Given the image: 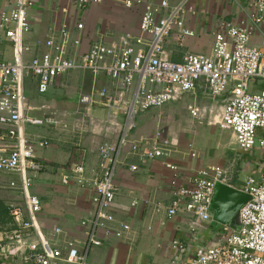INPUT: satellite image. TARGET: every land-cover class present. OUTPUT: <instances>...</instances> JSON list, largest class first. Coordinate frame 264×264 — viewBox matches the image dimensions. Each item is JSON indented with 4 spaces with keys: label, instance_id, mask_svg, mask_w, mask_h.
<instances>
[{
    "label": "built area",
    "instance_id": "obj_1",
    "mask_svg": "<svg viewBox=\"0 0 264 264\" xmlns=\"http://www.w3.org/2000/svg\"><path fill=\"white\" fill-rule=\"evenodd\" d=\"M103 1L76 0L79 8ZM120 1L125 8L141 5L140 35L124 34L108 45L96 43L78 58L70 56L69 46L78 45L79 41L71 37V28L67 26L58 31L57 40L49 37L30 46L22 44V36L30 29L26 11L33 5L32 0H15L13 9L0 14V31L12 43L16 55L11 63L0 61V172L18 178V183H10V188L18 195L7 207L12 229L1 245V253L19 259L18 264H56L59 261L86 264L93 247L112 238L120 239L129 231L127 224H115L111 212L117 192L115 171L124 147L129 145V154L140 162L163 159L167 169L176 170L167 161L171 142L160 130L144 147L130 143L134 116L176 101L179 96L193 91L199 82L211 97L227 94L215 124L231 134L239 151L256 150L264 156V0H247L253 9L248 28L226 24L214 34L209 54L187 53L180 62L165 60L162 52L165 40L174 29L180 31L182 39L193 36L184 28L189 1L180 0L172 6L166 0L157 5L141 0ZM82 26L78 23L74 28L78 31ZM255 34L259 35L256 43ZM41 45L48 50L36 55ZM24 53L33 55L25 60L21 58ZM71 71L104 74L120 81L122 92L132 88L133 93L129 102L112 100L105 90L97 93L100 98H108L111 102L106 103L108 107L113 106L124 115V123L116 143L99 147L97 163L90 175L82 163H77L62 176L63 184L73 181L91 191L94 210L80 221V227L85 230L83 238L66 241L61 250L53 244L55 237L62 234L61 229L54 227L48 236L43 233L38 221L41 204L30 192L32 182L28 174L44 170L36 160L35 148H45L48 144L26 142L22 127H41L51 122L27 114L23 77L30 73L36 79L37 92L42 95L55 79ZM81 103L89 106L92 96H81ZM188 111L193 117L199 115L196 107H188ZM135 169L131 166V170ZM191 183L188 188L171 182L174 199L166 210L167 216L183 210L201 222L212 223L210 205L215 185H230L226 171L218 165H209L198 170ZM238 189L250 197L239 210L240 226L231 229L219 225L217 242L197 249L192 264H264V174L247 177Z\"/></svg>",
    "mask_w": 264,
    "mask_h": 264
},
{
    "label": "crops",
    "instance_id": "obj_2",
    "mask_svg": "<svg viewBox=\"0 0 264 264\" xmlns=\"http://www.w3.org/2000/svg\"><path fill=\"white\" fill-rule=\"evenodd\" d=\"M141 1L157 5L161 0ZM166 1L172 6L180 0ZM188 1L184 28L193 36L182 39L180 31L174 29L164 42L162 57L165 60L180 62L187 53L209 54L214 34L226 24L249 27V15L253 9L247 0ZM32 4L26 11L30 29L22 36L23 45L44 42L49 37L57 40L58 31L67 26L71 28V37L79 41L78 45L69 46L70 56L78 58L96 43L108 45L124 34L140 35L141 5L125 8L120 0H104L84 8H79L76 0H32ZM14 5L15 0H0V14L10 11ZM78 23L83 26L77 31L74 27ZM258 38L259 35L255 34V43ZM47 50L41 45L35 54ZM32 55L24 53L21 58L27 60ZM15 57L12 43L0 31V61L11 63ZM101 90L107 91L112 100L125 102L130 101L133 93L132 88L122 92L120 81L111 80L104 74L71 71L55 79L49 90L40 95L36 79L30 73L23 77L27 114L51 122L41 127H22L26 142L45 141L48 144L45 148H35L36 160L44 170L28 174L32 182L30 192L41 204L38 221L43 233L48 236L54 227L61 229L62 234L53 240L61 250H64L66 241L83 238L85 230L80 227V221L92 215L94 210L91 191L73 181L63 184L62 176L77 163H82L90 175L97 163L99 147L104 143H116L123 127L124 115L106 105L111 102L107 97L98 96ZM83 95L92 96L89 106L81 103ZM226 96L211 97L204 84L199 82L193 91L179 96L176 101L153 108L152 118L140 117L137 124L134 123L129 134L130 143H140L144 147L160 130L171 142L167 161L176 170L167 169L163 159L140 162L135 155L129 154V145L124 147L115 171L117 192L111 212L116 225L125 223L130 229L120 239L112 238L93 247L86 264H192L197 249L217 242L218 225L201 222L183 210L168 217L166 210L174 199L171 182L189 188L195 173L209 165L222 167L230 185L237 188L246 179L239 178L230 169L231 153L235 149L239 151L235 141V149L232 148L234 138L215 124ZM188 107L198 108L199 115L191 116ZM260 160L257 158L252 162L257 177L263 174L258 166ZM131 166L136 169L131 170ZM0 178V187L6 190L4 208L7 210L18 195L10 188V183H18V178L5 172H0ZM5 237L6 234L0 232L1 264H18L19 259L1 253ZM56 264L65 263L59 261Z\"/></svg>",
    "mask_w": 264,
    "mask_h": 264
},
{
    "label": "water",
    "instance_id": "obj_3",
    "mask_svg": "<svg viewBox=\"0 0 264 264\" xmlns=\"http://www.w3.org/2000/svg\"><path fill=\"white\" fill-rule=\"evenodd\" d=\"M249 195L235 186L217 183L210 205L214 225H226L231 229L240 226L239 210L249 200Z\"/></svg>",
    "mask_w": 264,
    "mask_h": 264
},
{
    "label": "rangeland",
    "instance_id": "obj_4",
    "mask_svg": "<svg viewBox=\"0 0 264 264\" xmlns=\"http://www.w3.org/2000/svg\"><path fill=\"white\" fill-rule=\"evenodd\" d=\"M261 88V86L259 87V89ZM153 110H149V111H145V112H137L134 116V123L137 124L138 120L140 117H144V118H152L151 116ZM216 141H218V137L216 138ZM232 148L235 149V145H234V140H232ZM235 151V152H234ZM235 153V154H233ZM258 158H262V155L257 152L256 150L251 151V152H240L237 151L236 149L233 150V152L231 153V166L230 169L233 170V172H235V174H238L239 178H247L250 176H254L252 175V172H254V167L255 165L252 164V162H254L256 159ZM219 166V165H218ZM0 184H1V178H0ZM5 191L3 190L2 187H0V211L4 213L5 210V203L7 199H4V195H5ZM6 215H2V217L0 218V232H4V234H8L7 231H4V227H6L5 225H2L4 223V221H6ZM1 258V257H0ZM2 263V261L0 260V264Z\"/></svg>",
    "mask_w": 264,
    "mask_h": 264
},
{
    "label": "trees",
    "instance_id": "obj_5",
    "mask_svg": "<svg viewBox=\"0 0 264 264\" xmlns=\"http://www.w3.org/2000/svg\"><path fill=\"white\" fill-rule=\"evenodd\" d=\"M258 166H259V170L262 169V173L264 174V156L262 155V158L260 160V163H258ZM257 172V171H256ZM252 175H256L255 174V169H254V172H252ZM2 215H6V221H4V223L2 225H5L6 224V227H4V231H7L9 232L10 229H12V227H10V224H11V221H10V217L8 215V211L7 210H4V213L0 211V218L2 217Z\"/></svg>",
    "mask_w": 264,
    "mask_h": 264
}]
</instances>
